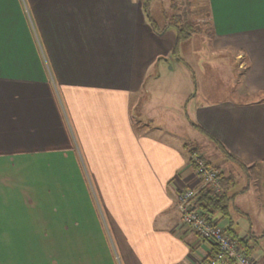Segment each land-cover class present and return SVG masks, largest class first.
<instances>
[{"label": "crops", "instance_id": "1", "mask_svg": "<svg viewBox=\"0 0 264 264\" xmlns=\"http://www.w3.org/2000/svg\"><path fill=\"white\" fill-rule=\"evenodd\" d=\"M203 1L214 51L232 56L239 75L233 95L187 103L198 129L190 128L212 147L205 155L194 146L198 154L234 176L229 195L245 182L230 195L238 214L227 206L228 217L211 220L250 244L252 226L238 221L264 210V0ZM167 35L152 31L143 0H0V264H49L54 250L60 264H197L214 255L176 207L180 189L201 187L188 167L194 147L132 108L146 70L172 58ZM247 195L252 207L240 200ZM102 222L111 242L97 240ZM81 240L92 253L87 244L80 252ZM249 256L264 264V252Z\"/></svg>", "mask_w": 264, "mask_h": 264}, {"label": "rangeland", "instance_id": "2", "mask_svg": "<svg viewBox=\"0 0 264 264\" xmlns=\"http://www.w3.org/2000/svg\"><path fill=\"white\" fill-rule=\"evenodd\" d=\"M188 2V8L181 7ZM149 4L150 16L155 28L159 31H163L166 28L165 30L169 34L161 39L163 45L170 41L172 45L175 41V29L168 27V25L176 15H179L184 22L193 24L196 31L187 39L179 42L177 57L167 60L165 55L162 54L146 70L142 89L133 95L132 108H134V112L136 110L137 113L140 111L139 115H143L146 124L154 123V125L163 127L166 125L165 128L168 132L175 133L178 142L182 138L186 142L187 147L197 146L200 153L208 155L210 153L209 151L208 153L206 152V147H212L205 141L206 139H201V135L191 129L192 127L198 129V127H194L195 121L193 123L189 119L187 103L192 101V104L196 105L205 100L216 101L222 97L233 95L237 89L235 81L239 75L235 67L233 68L234 61L232 56L220 55L218 51H214V45L207 33L209 30L207 26L208 20L205 16L206 5L204 6L203 0H170V2L169 0H155L150 1ZM170 53L171 49L169 50V55ZM136 105L139 106L137 107ZM194 108L195 106L192 111ZM133 124L139 128L142 123L134 117ZM191 125L192 127L190 128ZM154 134L156 133H151V135ZM221 162L223 161L221 160ZM229 167L230 165H228ZM238 180H242L240 175ZM244 186H246L245 182L238 183L234 191L231 190L230 195L240 191ZM240 200H244L248 207H252L251 195H247ZM227 205L231 216L238 214H235L237 210L234 208L232 200ZM97 210L99 213V208ZM238 225L240 228H243L244 225L247 227L252 226L253 234H251L250 247L253 252H264V210L250 211L248 216H244L241 221H238ZM103 226L104 229L96 234L97 240L99 242L101 240L102 242H111L104 223ZM101 232L102 237L100 236ZM89 235H92L91 231ZM88 242V240L79 242L81 247H78V249L80 252L85 253L87 246L92 253V242L90 244ZM84 244L87 245L83 246ZM50 253L52 256L49 257V264H57L56 257L53 256L55 250ZM85 257L86 259L89 257L88 260H90V257L92 258L90 255ZM252 260L255 263L254 259ZM74 264L88 263L82 258L80 261L74 262Z\"/></svg>", "mask_w": 264, "mask_h": 264}, {"label": "trees", "instance_id": "3", "mask_svg": "<svg viewBox=\"0 0 264 264\" xmlns=\"http://www.w3.org/2000/svg\"><path fill=\"white\" fill-rule=\"evenodd\" d=\"M150 1L151 0H143V12L152 31L156 34H161L165 31L166 28L163 31H159L155 28V25L153 24L148 12L149 11L148 6ZM168 27L174 28L176 33L175 45L170 53V56L177 57V46L179 42L187 39L190 35H192L196 31V28L193 24L184 22L179 15L173 17V20L168 25ZM194 127L196 126L194 125ZM209 139L214 143L216 148L227 160L234 161L232 156L226 153V151H224L222 146L216 140H214L211 137H209ZM188 154H189L188 167L192 170V172L195 173V175L199 178L200 173L198 172V165L199 163L204 164V166L207 169L211 171H215L217 173L218 184L220 187V193L217 194H215L213 190L208 186L200 187L198 189L196 198L194 200V209L199 211L203 216L208 217L210 219L214 215H219L225 218L228 217L227 204L232 199V196H229L228 192L235 185L234 176L231 174L225 175L219 172V170L216 167H213L211 163H209L203 156L198 154L197 149L195 147L188 149ZM236 163L239 166V168L242 167L247 172L246 174L248 178L250 177V179H253L257 177L250 173L249 170H251V167L247 168L244 165L239 164L238 162ZM229 228L230 227L224 230L225 233L236 242L239 248H241L247 256L251 255L252 248L250 247V244L245 241L243 242L237 240V238L232 235Z\"/></svg>", "mask_w": 264, "mask_h": 264}, {"label": "built area", "instance_id": "4", "mask_svg": "<svg viewBox=\"0 0 264 264\" xmlns=\"http://www.w3.org/2000/svg\"><path fill=\"white\" fill-rule=\"evenodd\" d=\"M198 172L200 173L198 179L201 187L208 186L215 194L220 193L215 171H211L204 164L199 163ZM197 192L198 189H180L176 204L182 224L195 232L202 241L215 248V253L209 260L198 261L197 264H255L252 258L247 256L221 227L194 209Z\"/></svg>", "mask_w": 264, "mask_h": 264}]
</instances>
